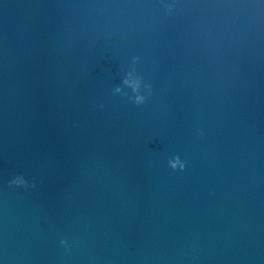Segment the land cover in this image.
<instances>
[{"label": "water", "instance_id": "obj_1", "mask_svg": "<svg viewBox=\"0 0 264 264\" xmlns=\"http://www.w3.org/2000/svg\"><path fill=\"white\" fill-rule=\"evenodd\" d=\"M0 264H264V0H0Z\"/></svg>", "mask_w": 264, "mask_h": 264}, {"label": "clouds", "instance_id": "obj_2", "mask_svg": "<svg viewBox=\"0 0 264 264\" xmlns=\"http://www.w3.org/2000/svg\"><path fill=\"white\" fill-rule=\"evenodd\" d=\"M138 100H142V97L138 98Z\"/></svg>", "mask_w": 264, "mask_h": 264}]
</instances>
